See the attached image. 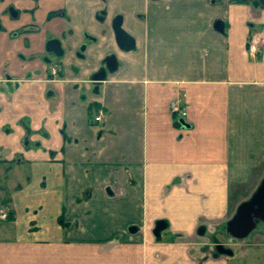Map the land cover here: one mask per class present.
Masks as SVG:
<instances>
[{
	"label": "crops",
	"instance_id": "crops-1",
	"mask_svg": "<svg viewBox=\"0 0 264 264\" xmlns=\"http://www.w3.org/2000/svg\"><path fill=\"white\" fill-rule=\"evenodd\" d=\"M263 1L0 0V264H264Z\"/></svg>",
	"mask_w": 264,
	"mask_h": 264
},
{
	"label": "water",
	"instance_id": "water-1",
	"mask_svg": "<svg viewBox=\"0 0 264 264\" xmlns=\"http://www.w3.org/2000/svg\"><path fill=\"white\" fill-rule=\"evenodd\" d=\"M1 27V26H0ZM214 29L218 32H224V25L222 21L216 20L214 22ZM113 30L116 38V42L120 49L126 51L134 46V40L133 38L121 27V18L117 17L113 22ZM47 49L49 51L54 52L55 54L59 55L61 53L60 43L57 40L49 41L47 44ZM105 71L99 70L98 72L94 73L91 77L94 81H102L105 79ZM259 195L257 196L258 208L254 210V214H264V182L262 184V187L259 191ZM248 210H251V206L248 205L245 208H241L238 212V215L235 219V223L233 225L234 230L238 235H242L248 227H250V220L248 217ZM159 226V225H158Z\"/></svg>",
	"mask_w": 264,
	"mask_h": 264
},
{
	"label": "built area",
	"instance_id": "built-area-1",
	"mask_svg": "<svg viewBox=\"0 0 264 264\" xmlns=\"http://www.w3.org/2000/svg\"><path fill=\"white\" fill-rule=\"evenodd\" d=\"M258 46H256L253 43L249 44L248 47V53L250 57L254 58L256 53L258 52ZM53 72L55 73V70L53 69ZM170 109L173 113H177L181 116H184L186 114L185 110L181 107V105L178 103V101H172L170 104ZM103 113L99 112V114L95 117V119L98 121L102 118ZM9 218V212L5 208H0V221H6Z\"/></svg>",
	"mask_w": 264,
	"mask_h": 264
},
{
	"label": "trees",
	"instance_id": "trees-1",
	"mask_svg": "<svg viewBox=\"0 0 264 264\" xmlns=\"http://www.w3.org/2000/svg\"><path fill=\"white\" fill-rule=\"evenodd\" d=\"M262 3L264 4V1Z\"/></svg>",
	"mask_w": 264,
	"mask_h": 264
},
{
	"label": "rangeland",
	"instance_id": "rangeland-1",
	"mask_svg": "<svg viewBox=\"0 0 264 264\" xmlns=\"http://www.w3.org/2000/svg\"><path fill=\"white\" fill-rule=\"evenodd\" d=\"M158 222V221H157Z\"/></svg>",
	"mask_w": 264,
	"mask_h": 264
}]
</instances>
